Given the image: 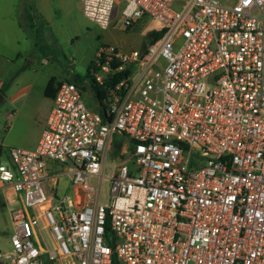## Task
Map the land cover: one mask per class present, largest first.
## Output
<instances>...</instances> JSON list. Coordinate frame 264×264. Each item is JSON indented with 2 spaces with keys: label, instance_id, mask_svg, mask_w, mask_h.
<instances>
[{
  "label": "built area",
  "instance_id": "1",
  "mask_svg": "<svg viewBox=\"0 0 264 264\" xmlns=\"http://www.w3.org/2000/svg\"><path fill=\"white\" fill-rule=\"evenodd\" d=\"M81 1L103 29L122 6L125 27L148 16L163 34L103 44L83 85L59 86L37 147L0 163L21 202L0 264H264V0ZM92 83L104 113L83 100Z\"/></svg>",
  "mask_w": 264,
  "mask_h": 264
},
{
  "label": "rangeland",
  "instance_id": "2",
  "mask_svg": "<svg viewBox=\"0 0 264 264\" xmlns=\"http://www.w3.org/2000/svg\"><path fill=\"white\" fill-rule=\"evenodd\" d=\"M51 6L46 19L40 18V25L25 29L21 39L6 42L0 39V85H4L0 92L4 96L0 104L2 164L9 162L12 148H30L41 136L50 106L43 92L51 77L82 85L89 64L97 59L103 44L127 51L142 49L150 43L151 34L162 29L159 22L148 16L130 28L125 27L122 6H115L108 29L85 17L81 0H51ZM83 100L90 109L100 112L90 89L83 90ZM126 143L124 136L114 135L113 146ZM54 167L53 173L62 174L58 194H72V188L67 186L70 182L67 168L60 164ZM47 183L54 187L52 180ZM9 192L0 188V252L11 250V210L5 205ZM14 192L12 196L20 200V193Z\"/></svg>",
  "mask_w": 264,
  "mask_h": 264
},
{
  "label": "crops",
  "instance_id": "3",
  "mask_svg": "<svg viewBox=\"0 0 264 264\" xmlns=\"http://www.w3.org/2000/svg\"><path fill=\"white\" fill-rule=\"evenodd\" d=\"M51 7H52L51 0H0V39H2L3 42L9 41V40L16 41L18 39H21L24 34L23 32L25 29H28V28L32 29L36 27L37 24L40 23V18L46 19V16H48V13ZM3 89H4V85L1 84L0 92H2ZM44 92H45V89H44ZM44 92H43L44 97L50 101V106L48 109V112L50 114V111L52 107L54 106V98L46 97ZM49 114L45 120V124L43 126L44 129L41 131V134H40L41 136H42L43 131L46 128ZM10 117L14 118L15 116L10 115ZM41 136L39 137L36 143H34L30 148H27V149H35L38 145V142ZM124 137L127 139V143L125 145L113 146V138H114L113 136L111 148L109 152V157L112 161H120L121 159H125L127 157L128 150L130 148V141L126 136ZM58 165L59 164L57 163L48 161L47 167H48V170L51 176L55 175V173H53L55 170L54 166H58ZM46 188L51 190V186H49L48 183H46ZM3 189L10 191L5 198V205L10 206V210L20 207L21 206L20 200H17L12 196L11 192H14V191L11 185L6 184Z\"/></svg>",
  "mask_w": 264,
  "mask_h": 264
},
{
  "label": "trees",
  "instance_id": "4",
  "mask_svg": "<svg viewBox=\"0 0 264 264\" xmlns=\"http://www.w3.org/2000/svg\"><path fill=\"white\" fill-rule=\"evenodd\" d=\"M162 34H163V31L153 32L151 34V39L154 40V41L158 40L162 36ZM92 64H93V62L89 65L88 73H89V70H90V67H91ZM86 78H87V76H86ZM85 79H84V81H85ZM61 83L62 82L58 81L56 79V77H51L49 79L48 83H47L46 88H45V92H44L45 96L49 97V98H55V96H56V94L58 92V88L61 85ZM108 83H109V81H108ZM107 87H108V85L99 86V85H96V84L92 83L89 87H84L83 88L85 90H86V88L91 90L92 95L95 97L97 102L101 105V110H100L101 113H104L103 110L105 109V107L102 104V101L107 95Z\"/></svg>",
  "mask_w": 264,
  "mask_h": 264
},
{
  "label": "water",
  "instance_id": "5",
  "mask_svg": "<svg viewBox=\"0 0 264 264\" xmlns=\"http://www.w3.org/2000/svg\"><path fill=\"white\" fill-rule=\"evenodd\" d=\"M3 99H4V96L0 93V104L3 101Z\"/></svg>",
  "mask_w": 264,
  "mask_h": 264
}]
</instances>
